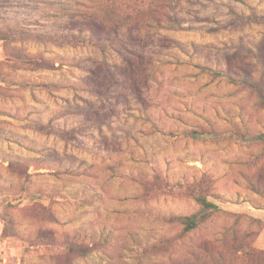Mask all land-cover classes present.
Returning a JSON list of instances; mask_svg holds the SVG:
<instances>
[{
  "label": "rangeland",
  "instance_id": "1",
  "mask_svg": "<svg viewBox=\"0 0 264 264\" xmlns=\"http://www.w3.org/2000/svg\"><path fill=\"white\" fill-rule=\"evenodd\" d=\"M0 38V264H264V100L221 73L264 0H0Z\"/></svg>",
  "mask_w": 264,
  "mask_h": 264
},
{
  "label": "trees",
  "instance_id": "2",
  "mask_svg": "<svg viewBox=\"0 0 264 264\" xmlns=\"http://www.w3.org/2000/svg\"><path fill=\"white\" fill-rule=\"evenodd\" d=\"M91 32L92 34L96 33L93 29H91ZM15 35L10 34L9 39L12 40ZM72 38H75V37H72ZM7 39L8 38H6V40L5 38H0L1 42L7 41ZM253 59H255V62L251 66V68H257L255 72L248 70L249 64L243 63L241 60H238V61L232 62L230 65L228 64L227 71L221 72V73L224 74V77H227L231 80L243 81L246 85L250 87L249 89L250 91L255 93L259 99L264 100V62H262L260 58L254 57ZM241 70H243V72H240ZM194 135L201 136V137L205 136V134H199L197 132H195ZM254 139L257 142L264 143V132L256 134ZM248 181L251 187H253L255 191L264 195V190L261 188L262 186H264V174H261L258 177L257 183H254L253 179H249ZM195 200L198 202V204L201 207L200 215L202 213L203 218H205L212 211H217L219 209V207L216 204L210 202L207 196L203 194L196 195ZM199 219L200 218L198 214L184 217L183 223L185 225V231L191 232L192 230H194L198 225ZM245 254H246L247 260L249 261L250 259L252 260L251 257L255 254V252L250 250L248 252H245ZM262 255H264V252H262Z\"/></svg>",
  "mask_w": 264,
  "mask_h": 264
}]
</instances>
